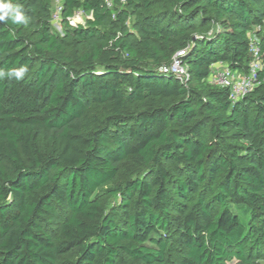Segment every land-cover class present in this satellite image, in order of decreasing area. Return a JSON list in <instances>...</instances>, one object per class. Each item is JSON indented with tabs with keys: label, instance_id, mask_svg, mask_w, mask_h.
Listing matches in <instances>:
<instances>
[{
	"label": "trees",
	"instance_id": "1",
	"mask_svg": "<svg viewBox=\"0 0 264 264\" xmlns=\"http://www.w3.org/2000/svg\"><path fill=\"white\" fill-rule=\"evenodd\" d=\"M110 1L63 0L62 34L51 0H12L29 23L0 22V70L29 69L0 79V264H56L73 250L74 264H256L264 0ZM76 11L84 26H70ZM253 32L262 68L233 103L209 77L217 64L249 74ZM179 50L184 83L161 72ZM124 162L143 172L105 188Z\"/></svg>",
	"mask_w": 264,
	"mask_h": 264
},
{
	"label": "built area",
	"instance_id": "2",
	"mask_svg": "<svg viewBox=\"0 0 264 264\" xmlns=\"http://www.w3.org/2000/svg\"><path fill=\"white\" fill-rule=\"evenodd\" d=\"M62 13V7L60 9V14L58 20L62 19L60 16ZM84 11H76L74 16L68 18L70 26L76 27L78 25L84 26L87 21H84ZM258 41L251 37L252 44V62L250 64V72L248 75H240L236 72H232L227 66L215 65L213 66L212 73L210 75V83L218 85L220 87L227 88L229 90L231 101L234 103L239 99L248 95L255 85L256 73L262 68V60H260V51L257 46ZM185 55V50L179 52L176 57L172 58L169 65L163 66L161 72L174 74L182 83L188 80L189 68L188 66L181 62V58Z\"/></svg>",
	"mask_w": 264,
	"mask_h": 264
},
{
	"label": "rangeland",
	"instance_id": "3",
	"mask_svg": "<svg viewBox=\"0 0 264 264\" xmlns=\"http://www.w3.org/2000/svg\"><path fill=\"white\" fill-rule=\"evenodd\" d=\"M107 2L112 6V2L110 0H107ZM51 5H52V10H51L52 14L51 15L53 16L52 17L53 28L57 32L62 34L63 30L65 29V26H64V23H63L62 19L58 20V16L57 15L60 14V9L63 6V0H51ZM88 18H90V15L84 14V21H87ZM132 21L133 20H131L130 23H129V27L130 28L132 26ZM205 29H207V28H205ZM202 30H204V29H199L198 31L193 32V37L195 39L203 37V35H201V34H204V33H201ZM208 31H209L208 35H211V34L214 33L215 30L214 29H209ZM251 37L253 39L257 40L255 32L251 33ZM181 51L182 50L176 51V53L174 54L173 57H176L178 55V53L181 52ZM219 65L225 66L224 64H219ZM88 111L91 114H96V115L102 116L101 107L92 106V107L89 108ZM142 172H143V169H142V167L140 165L132 163V162H124V164L122 165L119 177L117 179L118 182L117 183H113V184H109L105 188H114V187L118 186L119 184H121L122 182H125L127 180L136 178ZM98 197H101V200L104 203H106L108 207H111L112 205L114 206L117 203V200L114 199L113 197H110L107 194L106 191L105 192H99L98 193ZM52 231H53L52 235H53L54 239L55 240L58 239L60 237V231H59L58 225L54 226ZM173 252L176 254L175 251H173ZM77 257H78V250H73V252L58 258L56 264H74V262L76 261ZM127 262H128V264H141L140 262L139 263L138 262H134V261H131L129 259H127ZM256 264H264V258L261 259V260H258L256 262Z\"/></svg>",
	"mask_w": 264,
	"mask_h": 264
},
{
	"label": "clouds",
	"instance_id": "4",
	"mask_svg": "<svg viewBox=\"0 0 264 264\" xmlns=\"http://www.w3.org/2000/svg\"><path fill=\"white\" fill-rule=\"evenodd\" d=\"M30 18L27 17L22 11V5L19 3H13L12 0H0V22L11 21L13 24L29 23ZM29 69L27 65L19 68H12L8 71L0 70V79L7 76L8 78H14L17 81H22Z\"/></svg>",
	"mask_w": 264,
	"mask_h": 264
}]
</instances>
